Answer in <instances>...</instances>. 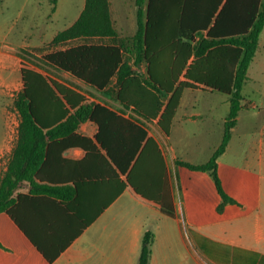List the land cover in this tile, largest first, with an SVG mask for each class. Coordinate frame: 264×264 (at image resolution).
I'll return each mask as SVG.
<instances>
[{"label": "crops", "instance_id": "1", "mask_svg": "<svg viewBox=\"0 0 264 264\" xmlns=\"http://www.w3.org/2000/svg\"><path fill=\"white\" fill-rule=\"evenodd\" d=\"M113 23L115 26L114 20ZM3 42L13 50L24 45L11 43L8 31L0 33V43ZM256 52L241 89L242 107L225 150L216 159L222 187L235 200L225 203L221 211L218 206L222 199L210 172L178 164V160L201 163L180 159L169 143L183 93L217 90L203 85L184 88L166 134L157 118L146 119L124 108L103 90L55 68L70 81L52 78L76 88L91 100L123 111L125 117L146 130L163 159L174 216L166 215L158 204L125 185V174L95 141L97 124L86 120L77 132L90 138L94 145L49 146L37 175L24 180L16 191L18 197L11 206L13 217L0 211V264H139L145 232L153 235L147 264H264V39L258 56ZM7 62L10 75L18 73L19 91L22 58L10 52ZM144 70L142 65L141 71ZM115 80L113 77L111 84ZM248 84L251 89L244 94ZM225 95L229 112V96ZM200 106L187 111L189 117H214V102ZM226 117L222 119L223 131ZM17 139L16 130L3 173ZM220 142L214 145L212 153ZM151 153L154 157L155 148L149 144L148 158Z\"/></svg>", "mask_w": 264, "mask_h": 264}, {"label": "trees", "instance_id": "2", "mask_svg": "<svg viewBox=\"0 0 264 264\" xmlns=\"http://www.w3.org/2000/svg\"><path fill=\"white\" fill-rule=\"evenodd\" d=\"M1 2V0H0ZM136 30L129 42L117 40L109 0H84L79 16L57 32L53 43L77 37H108L109 43H79L41 56L146 119L157 118L167 134L181 92L198 85L228 94L229 112L221 142L201 164L178 160L191 169L209 171L221 196L218 210L235 203L223 189L217 157L225 150L231 127L242 107L241 89L247 79L264 27V0H135ZM119 39V38H118ZM127 50L128 58L124 52ZM23 51V50H20ZM19 56L22 58L21 53ZM23 59V58H22ZM144 66V72L141 66ZM21 89L13 98L19 114L18 139L0 178V211L12 217L11 206L24 180L48 155V147L94 145L77 130L86 120L98 126L95 141L125 174L141 197L158 204L168 216L174 205L162 156L139 124L106 104L21 62ZM115 77V83L112 78ZM155 148L148 158V145ZM148 166L151 167L148 169ZM153 235L145 232L139 264H147Z\"/></svg>", "mask_w": 264, "mask_h": 264}, {"label": "rangeland", "instance_id": "3", "mask_svg": "<svg viewBox=\"0 0 264 264\" xmlns=\"http://www.w3.org/2000/svg\"><path fill=\"white\" fill-rule=\"evenodd\" d=\"M112 18L118 30L119 39L128 43L136 30L135 0H109ZM84 6V0H1L0 2V33L8 31V38L14 45L22 44L11 49L3 42L0 43V178L19 122V114L13 105V98L18 91V73L11 74L7 57L10 52L21 53L22 62L29 64L49 76H56L70 81L59 73L55 67L41 59L50 51L66 48L79 43L102 42L109 43V38L77 37L63 43H53L55 34L75 21ZM264 27L260 33L257 56L262 50ZM128 45V44H127ZM23 50V51H20ZM126 50V49H125ZM128 58L127 50L124 52ZM88 93V88L75 82ZM248 84L243 89L248 94L251 89ZM251 95V94H249ZM227 96L219 91L186 90L177 115L169 133V143L176 155L183 160L193 163H203L208 160L214 145L222 138L223 120L228 114ZM215 103L214 117L200 119L189 117L191 108L201 107L203 102ZM219 118V119H218Z\"/></svg>", "mask_w": 264, "mask_h": 264}]
</instances>
